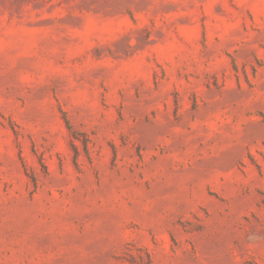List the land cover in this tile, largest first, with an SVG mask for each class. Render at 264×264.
Masks as SVG:
<instances>
[{"label":"rangeland","instance_id":"rangeland-1","mask_svg":"<svg viewBox=\"0 0 264 264\" xmlns=\"http://www.w3.org/2000/svg\"><path fill=\"white\" fill-rule=\"evenodd\" d=\"M0 264H264V0H0Z\"/></svg>","mask_w":264,"mask_h":264}]
</instances>
